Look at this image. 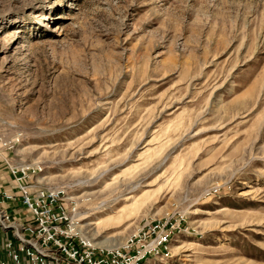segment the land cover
<instances>
[{
	"label": "rangeland",
	"instance_id": "374dc122",
	"mask_svg": "<svg viewBox=\"0 0 264 264\" xmlns=\"http://www.w3.org/2000/svg\"><path fill=\"white\" fill-rule=\"evenodd\" d=\"M8 163L101 245L175 214L176 264H264V0H0Z\"/></svg>",
	"mask_w": 264,
	"mask_h": 264
},
{
	"label": "built area",
	"instance_id": "2783aa9c",
	"mask_svg": "<svg viewBox=\"0 0 264 264\" xmlns=\"http://www.w3.org/2000/svg\"><path fill=\"white\" fill-rule=\"evenodd\" d=\"M7 168L10 180L0 177V264H176L173 242L189 230L184 216L146 219L120 245L101 246L65 188L37 184L42 167Z\"/></svg>",
	"mask_w": 264,
	"mask_h": 264
},
{
	"label": "bare ground",
	"instance_id": "6f19581e",
	"mask_svg": "<svg viewBox=\"0 0 264 264\" xmlns=\"http://www.w3.org/2000/svg\"><path fill=\"white\" fill-rule=\"evenodd\" d=\"M125 241V240H124ZM96 243L98 244V245H101V244H99L97 241H96ZM123 243V242H122ZM118 245H120V244H118ZM101 246H109V247H111V246H116V245H101Z\"/></svg>",
	"mask_w": 264,
	"mask_h": 264
},
{
	"label": "crops",
	"instance_id": "0c3cea01",
	"mask_svg": "<svg viewBox=\"0 0 264 264\" xmlns=\"http://www.w3.org/2000/svg\"><path fill=\"white\" fill-rule=\"evenodd\" d=\"M3 176V175H2ZM9 179H10V176H9ZM9 179H6V177L3 179L5 182H8Z\"/></svg>",
	"mask_w": 264,
	"mask_h": 264
}]
</instances>
